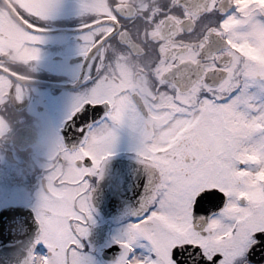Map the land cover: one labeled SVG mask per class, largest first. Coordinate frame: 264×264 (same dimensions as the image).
Listing matches in <instances>:
<instances>
[{"label":"flooded vegetation","instance_id":"1","mask_svg":"<svg viewBox=\"0 0 264 264\" xmlns=\"http://www.w3.org/2000/svg\"><path fill=\"white\" fill-rule=\"evenodd\" d=\"M20 2L35 7L42 0ZM8 6L0 0V8ZM33 20L42 37L30 42L39 49L37 59L18 63L0 54V210L14 205L34 212L49 205L40 209L43 214H57L52 209H58L62 192L52 181L61 172L67 180L72 171L60 135L69 147L79 144V135L66 130L76 129L72 110L85 102L99 104L84 106L88 126L107 123L115 132L112 154L98 174L84 176L93 209L78 248L85 264H112L121 251L114 238L123 236L140 211V205L116 212L100 208L94 201L97 184L117 162L116 167L134 165L138 181L148 186L149 169L136 151L140 127H155L163 114L190 116L202 125L212 110L244 113L233 125L235 134L250 136L237 151L258 162L252 182L264 183V2L54 0L48 15ZM7 37L0 36V50L11 46ZM9 70L16 79H9ZM104 103L123 106L121 123L106 117L110 109ZM36 250L47 251L42 245ZM34 258V264H56L51 256Z\"/></svg>","mask_w":264,"mask_h":264},{"label":"snow or ice","instance_id":"2","mask_svg":"<svg viewBox=\"0 0 264 264\" xmlns=\"http://www.w3.org/2000/svg\"><path fill=\"white\" fill-rule=\"evenodd\" d=\"M6 3L7 8H0V36L6 32L11 46L0 54L13 55L18 63L37 59L39 49L30 42L42 37L35 34L39 26L33 17L48 15L54 0H42L35 7L22 6L20 0ZM15 49L21 51L14 53ZM12 71L6 75L16 79ZM87 104L94 103L76 105L75 101L76 129L66 130L79 135V144L69 147L60 135L62 147L70 153L71 175L65 180L61 172L52 181L62 192L58 209H52L57 214H43L40 209L49 205L34 209L37 233L27 264H34V253L51 256L56 264H85L78 248L88 234L93 209L84 176L98 174L112 154L115 139L107 123L88 126ZM109 109L106 117L121 123L123 106ZM243 119L242 112L212 110L202 125L190 116L172 113L161 115L155 127L141 125L136 151L149 169V184L136 218L127 224L122 237L114 238L121 251L112 264H264V183L252 182L251 171L259 167L258 162L237 151L241 139L250 136V132L235 134L233 125ZM42 226H46L43 232ZM37 245L47 251H37ZM137 246L145 251L136 253Z\"/></svg>","mask_w":264,"mask_h":264},{"label":"water","instance_id":"3","mask_svg":"<svg viewBox=\"0 0 264 264\" xmlns=\"http://www.w3.org/2000/svg\"><path fill=\"white\" fill-rule=\"evenodd\" d=\"M114 162L94 191V200L102 208L116 212L122 206L140 205L147 185L139 182L140 172L134 165L116 167ZM105 194L111 198L105 199ZM138 198H137V197ZM128 205V206H127ZM37 233L34 213L24 207L8 206L0 210V264H27L28 250Z\"/></svg>","mask_w":264,"mask_h":264},{"label":"rangeland","instance_id":"4","mask_svg":"<svg viewBox=\"0 0 264 264\" xmlns=\"http://www.w3.org/2000/svg\"><path fill=\"white\" fill-rule=\"evenodd\" d=\"M257 1H259V2H264V0H257Z\"/></svg>","mask_w":264,"mask_h":264}]
</instances>
